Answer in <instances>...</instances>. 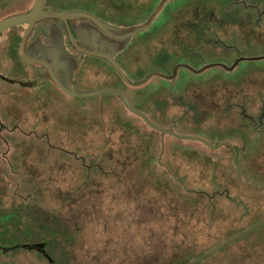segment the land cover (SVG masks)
<instances>
[{
    "label": "rangeland",
    "instance_id": "1",
    "mask_svg": "<svg viewBox=\"0 0 264 264\" xmlns=\"http://www.w3.org/2000/svg\"><path fill=\"white\" fill-rule=\"evenodd\" d=\"M12 1L0 0V21L29 7ZM153 6L136 1L122 25L144 24ZM184 10L180 21L197 22V11L201 27L172 33L173 18L160 16L118 60L134 83L162 51L202 72L132 87L103 62L83 68L76 88H117L155 124L198 139L147 126L113 94L62 93L0 35V210L23 222L48 213L45 223L69 234L20 243L52 241L59 264H183L264 219V0H188ZM3 225L9 246L14 230ZM0 264L49 263L18 249ZM199 264H264V225Z\"/></svg>",
    "mask_w": 264,
    "mask_h": 264
},
{
    "label": "flooded vegetation",
    "instance_id": "2",
    "mask_svg": "<svg viewBox=\"0 0 264 264\" xmlns=\"http://www.w3.org/2000/svg\"><path fill=\"white\" fill-rule=\"evenodd\" d=\"M35 1L13 0L12 4H23L24 6L29 4V7L9 17L29 13L33 9ZM136 1L138 0H43V10L70 14V17L66 19L58 17L37 18L25 41V56L22 54L21 44L23 36L29 28L28 23L6 30L9 34L7 39L8 45L12 47L17 44L24 60L40 69L41 78L43 77L45 81L66 95L69 94L56 84L47 68L42 63L30 59L42 61L49 65L58 81L67 89L72 88L73 90H77L76 86H79L77 75L83 68L98 67L100 71L105 70L106 66L103 62L108 63L109 67L117 74L114 82H125L113 64L104 56L96 53L112 55L121 67L118 56L128 49V47L130 48L131 44V37L124 38L122 36L132 28L122 25L121 13L124 9H131ZM146 1L154 2V8L148 16L149 19L163 0ZM167 1L162 5L152 23L144 30L146 32L148 30L147 35L160 16L162 17V19L160 18L161 23L168 20L170 16L173 18L176 26L172 33L181 34L183 33V29L187 27L189 31L201 27L202 23L199 20L202 18L198 16L199 13L197 11H194V18L195 20L198 19L197 22L187 25L185 21H180L179 19L182 15H186L184 8L187 6L188 0H178L172 7L166 6ZM18 38H20L19 43ZM79 89L77 91L84 90L81 87ZM38 244H44V248L41 250L35 248L29 249V247H35ZM15 246H18L19 249H26L32 252L36 260H45L49 264H59L57 258L48 251L47 241L26 242ZM3 247L6 249H3ZM8 247L0 244V254L9 255L15 253L16 249L9 251Z\"/></svg>",
    "mask_w": 264,
    "mask_h": 264
},
{
    "label": "water",
    "instance_id": "3",
    "mask_svg": "<svg viewBox=\"0 0 264 264\" xmlns=\"http://www.w3.org/2000/svg\"><path fill=\"white\" fill-rule=\"evenodd\" d=\"M165 1L166 0H163L160 3V5L156 9V11L152 14V16L148 19V21L146 23H144V24H142V25H140L138 27L131 28L122 37L129 38V37L133 36L134 34L142 32L145 29H147V27L152 23V21L156 17L157 13L159 12L160 8L165 3ZM41 17H58V18H61V19H66V18L70 17V14H61V13H57V12L43 10V0H36L33 9L29 13L22 14V15H17V16H12V17H9L7 19H4V20L0 21V35L3 32H5L6 30H8L9 28H11V27H14V26H17V25H20V24H24V23H28L29 24V28L26 31V33L24 34L23 39H22V44H21L22 54L25 56L24 45H25V41H26L27 35H28L31 27L33 26L35 20L37 18H41ZM96 54L104 56L105 58H107L113 64L114 68L119 73V75L124 79V81L128 85H130L132 87H141L144 84H146L154 76H161L163 78L172 79V78H174L176 76L178 68H179V66H177L175 68V70H174L173 75H171V76L165 75V74L160 73V72H153V73H150L142 82L134 83L126 76V74L123 72V70L121 69L119 64L114 60L112 55H107V54H104V53H96ZM246 59L247 58L238 59L233 64V66L230 67V68L226 67L224 64H218V65L230 70V69H233L240 61H243V60H246ZM30 60L42 63L47 68L51 78L56 82V84L60 88H62L64 91H66V93L69 94L70 96H73V97H91V96L101 95V94H113L115 96H118L122 100V102L125 105V107L130 112L135 114L136 116H139L146 123V125H148L149 127L153 128V129H155V130H157L159 132H162V133L171 134V135H173V136H175L177 138L198 139L197 137H193V136L179 135V134H177V133H175V132H173L171 130H168L166 128H163V127L155 124L153 121H151V119L147 115H145L142 111H140L136 107H134L132 105V103L130 102L129 98L126 96V94L124 92H122L121 90L117 89V88L109 87V88H103V89L91 90V91H77V90H73L72 88L67 89L65 86H63V84H61L58 81V79L56 78L52 68L49 65L45 64L42 61H38V60H34V59H30ZM213 65H215V64H213ZM213 65H211V66H213ZM181 66H185V67H187L189 70H191L193 72H202L204 69H206L208 67L207 66V67L201 68L199 70H196V69H194V68H192L191 66H188V65L181 64ZM235 162H236V159H235ZM248 181L251 182L250 179H248ZM261 187L264 188V185H261ZM263 224H264V219L261 220L260 222L256 223V224H254L253 226L243 230L242 232L232 236L231 238H229L228 240H226V241L222 242L221 244L217 245L213 249L205 252L203 254V257H208L211 254L221 250L222 248H224L228 244L234 242L235 240H238L239 238L243 237L244 235L248 234L249 232L259 228ZM32 248L41 250V249L44 248V244H38L35 247L34 246L33 247H29V249H32ZM200 260H201V258H196V259L192 260L191 262H189L187 264H194V263L199 262Z\"/></svg>",
    "mask_w": 264,
    "mask_h": 264
},
{
    "label": "trees",
    "instance_id": "4",
    "mask_svg": "<svg viewBox=\"0 0 264 264\" xmlns=\"http://www.w3.org/2000/svg\"><path fill=\"white\" fill-rule=\"evenodd\" d=\"M19 42H20V38H18V43ZM174 60L175 59H174L173 55H171L168 51H162L158 55V57H157V59L155 61V66L157 68L152 70V71H150L149 74L153 73V72H160V73H163L165 75L171 74L170 71H167V67H168L167 65H169V64L174 65L175 64ZM249 60H251V59H249ZM189 63H191V62H189ZM177 66H179V68H183L187 72L190 71L187 67L181 66V64H178V63L175 64L174 68H176ZM213 66H220V65L215 64ZM155 77H160L161 78V76H154L152 78H155ZM139 78L141 79L140 75H139ZM174 78H172V79H174ZM138 81H141V80H138ZM29 212H31V210H29ZM3 214H4L3 211L0 210V223H3L4 225H8L9 224L12 227V229L14 230V232L11 234V236H13L14 239L13 240L11 239V241H9L10 245L7 248L9 251L10 250H15V249L18 250L19 247L15 246V245L20 244L18 239L20 237H24V236H26L27 238H32L33 237L35 239H43V238H49V237L59 238V236H60V239L61 238H67L68 241H69V238L67 237V236H69V234H68V230H67L66 226L57 224V226L50 227L47 223H45L46 219H48L49 217L55 218V216H53V215H49L48 213H46V214H43V216H39L38 213H36V214L32 213V214H30L28 216L29 222H26V221L23 222V221H21L22 220V216L20 214H18L16 216H12L11 215L10 217H6V213L4 214V216H3ZM251 232H249V233H251ZM27 243H29V242H27ZM51 243H52V241L47 240V245L48 246L51 245ZM3 246H6V245H3ZM3 249H6V248L3 247ZM210 256H208V257H210ZM197 258H201L200 261H202V260L206 259L207 257H203V254H201ZM190 260L191 259H189V260L186 259L182 263L183 264H187V263L191 262ZM200 261L197 262V263H194V264H199Z\"/></svg>",
    "mask_w": 264,
    "mask_h": 264
}]
</instances>
